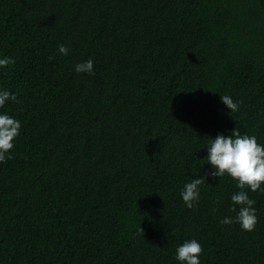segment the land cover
Instances as JSON below:
<instances>
[{
	"label": "trees",
	"instance_id": "trees-1",
	"mask_svg": "<svg viewBox=\"0 0 264 264\" xmlns=\"http://www.w3.org/2000/svg\"><path fill=\"white\" fill-rule=\"evenodd\" d=\"M0 56L17 96L0 112L21 122L0 163V264H178L188 239L201 264H264V193H248L253 231L220 224L239 189L206 161L233 128L264 144V0H0Z\"/></svg>",
	"mask_w": 264,
	"mask_h": 264
},
{
	"label": "clouds",
	"instance_id": "clouds-1",
	"mask_svg": "<svg viewBox=\"0 0 264 264\" xmlns=\"http://www.w3.org/2000/svg\"><path fill=\"white\" fill-rule=\"evenodd\" d=\"M61 55H68L69 48L64 44L57 46ZM15 63L14 58L0 56V69ZM77 74H92V59L78 62L74 66ZM220 100L230 112L239 109L240 101H234L230 95H220ZM17 101L14 92L0 88V109L9 102ZM21 122L6 111L0 112V163L11 159V149L18 137ZM206 161L211 167L208 173L212 179L228 176L236 184L239 191L231 197V211L234 216H225L219 223L222 225L237 224L242 231L251 232L258 222L256 201L249 197V191L264 193V144L258 143L255 135L242 134L239 128L230 130V134H217L207 144ZM204 178H194L185 183L180 190L183 205L188 209L196 207L200 200V185ZM202 246L196 239L185 240L175 249V260L178 264H201Z\"/></svg>",
	"mask_w": 264,
	"mask_h": 264
}]
</instances>
